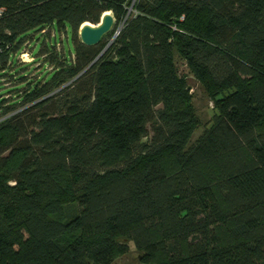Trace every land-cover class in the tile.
<instances>
[{
    "label": "trees",
    "instance_id": "16d2710c",
    "mask_svg": "<svg viewBox=\"0 0 264 264\" xmlns=\"http://www.w3.org/2000/svg\"><path fill=\"white\" fill-rule=\"evenodd\" d=\"M0 8V264H111L123 236L146 264H264V0ZM106 12L114 30L82 44ZM189 76L217 110L193 145Z\"/></svg>",
    "mask_w": 264,
    "mask_h": 264
},
{
    "label": "rangeland",
    "instance_id": "374dc122",
    "mask_svg": "<svg viewBox=\"0 0 264 264\" xmlns=\"http://www.w3.org/2000/svg\"><path fill=\"white\" fill-rule=\"evenodd\" d=\"M41 35H45V39L48 42L52 41V39L56 37L57 40L60 41L57 43L56 47L58 50H61L62 52L66 50V48H64V45L65 47L70 46L72 48L70 30L67 31V34L61 33V34H58V36H56L53 29L50 28V29H45V32ZM114 36L115 34L113 35V37ZM34 37H36L37 41L38 40L42 41L41 40L42 36H40V33H37ZM113 37L107 38L106 40L108 41L107 47L110 46V44L112 43ZM78 38H79V33H78ZM35 42L36 40L34 41L33 39L31 44L27 45L24 51L28 53H32V52L34 53L38 48V43H36V46H35ZM34 48H35V51H34ZM175 59H176L180 72L187 73L188 70L184 62L180 60L178 57H176ZM29 65L30 66L28 68V71H29L28 77H32L33 79L38 78V76L41 75L42 71L45 70L42 65V61L40 59H35L34 61L30 62ZM47 68H48L47 71H50V67H47ZM17 69H19V67ZM189 83L192 87L191 92H190L192 95V104L199 118V125L191 140V144L193 145V144H196L197 141L204 134V132L211 127V125L213 124L216 118L217 110L215 108L214 99L212 97H209L207 91L201 86L200 83L194 80L191 76H189ZM1 91H4V90H1ZM120 240H121V243H125L128 246V253L117 258L111 264H146L141 261L143 252L137 250L133 242L130 239H128L126 236H123ZM241 248L244 250V246H241ZM252 255H254L257 258H264V242H260L256 245L255 252H253Z\"/></svg>",
    "mask_w": 264,
    "mask_h": 264
},
{
    "label": "water",
    "instance_id": "95a60500",
    "mask_svg": "<svg viewBox=\"0 0 264 264\" xmlns=\"http://www.w3.org/2000/svg\"><path fill=\"white\" fill-rule=\"evenodd\" d=\"M114 17L110 12L102 15L100 23L91 24L89 22L81 25L79 29V39L86 46L98 45L102 38L110 33L114 28Z\"/></svg>",
    "mask_w": 264,
    "mask_h": 264
},
{
    "label": "built area",
    "instance_id": "2783aa9c",
    "mask_svg": "<svg viewBox=\"0 0 264 264\" xmlns=\"http://www.w3.org/2000/svg\"><path fill=\"white\" fill-rule=\"evenodd\" d=\"M4 11H5L4 8H0V17L3 15ZM20 59L22 61H24V62H30L32 60V58L29 56L28 53H22V54H20Z\"/></svg>",
    "mask_w": 264,
    "mask_h": 264
}]
</instances>
